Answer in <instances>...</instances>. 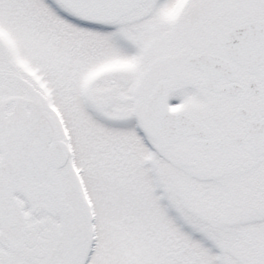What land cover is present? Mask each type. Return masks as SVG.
Instances as JSON below:
<instances>
[{
  "label": "snow or ice",
  "instance_id": "snow-or-ice-1",
  "mask_svg": "<svg viewBox=\"0 0 264 264\" xmlns=\"http://www.w3.org/2000/svg\"><path fill=\"white\" fill-rule=\"evenodd\" d=\"M0 264H264V0H0Z\"/></svg>",
  "mask_w": 264,
  "mask_h": 264
}]
</instances>
